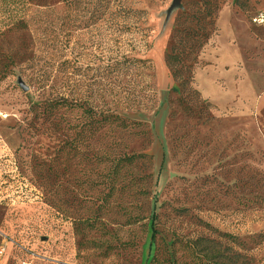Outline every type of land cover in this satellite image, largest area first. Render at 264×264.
Returning <instances> with one entry per match:
<instances>
[{"label": "rangeland", "instance_id": "1", "mask_svg": "<svg viewBox=\"0 0 264 264\" xmlns=\"http://www.w3.org/2000/svg\"><path fill=\"white\" fill-rule=\"evenodd\" d=\"M70 1H49L48 86L0 79V264H264V0L184 3L164 103L152 62L106 68L147 55L150 11L170 0H107L98 24L65 37ZM112 112L140 126L101 121ZM123 154L147 157L124 167Z\"/></svg>", "mask_w": 264, "mask_h": 264}, {"label": "trees", "instance_id": "2", "mask_svg": "<svg viewBox=\"0 0 264 264\" xmlns=\"http://www.w3.org/2000/svg\"><path fill=\"white\" fill-rule=\"evenodd\" d=\"M50 0H0V79L10 74L33 72L39 74L41 78L40 86L47 87L52 78L53 56L57 52L59 18L56 10L49 3ZM74 6L75 15L66 17L65 22L61 23L60 29L65 37L69 36V28L75 26L77 30H84L98 24L105 15L107 0H71ZM72 23L70 24V21ZM148 62L138 58H127L121 62H116L107 66L106 71L111 73L117 70L119 73H129L132 69L137 72L148 70ZM167 63V62H166ZM44 80V82H43ZM64 105L73 107V103L63 101ZM145 106L140 101L133 100L132 105ZM57 101L45 104L44 112L51 114ZM82 107V106H81ZM130 108L129 106L125 109ZM145 108V107H144ZM85 112L95 115V107L90 105ZM109 112V111H107ZM124 112V111H122ZM112 112L103 117L102 120H118L123 128L129 126L139 127L140 122L130 119L128 116L122 118ZM99 120H93L91 126H95ZM90 126V127H91ZM94 127L89 128V136H93ZM86 133L79 132V136L84 138ZM146 155H126L119 158L118 163L131 166L139 159H145ZM47 166L45 162L43 167ZM48 170L52 171V164ZM47 178V177H46Z\"/></svg>", "mask_w": 264, "mask_h": 264}, {"label": "water", "instance_id": "3", "mask_svg": "<svg viewBox=\"0 0 264 264\" xmlns=\"http://www.w3.org/2000/svg\"><path fill=\"white\" fill-rule=\"evenodd\" d=\"M193 1L195 0H170L165 8L150 11L154 19L151 26L155 28V35L150 42V51L139 59L155 65L159 75V88L163 103L168 100V95L174 85L173 76L165 59L168 52L167 46L170 44L169 38L175 29L174 20L179 12L186 11L184 3Z\"/></svg>", "mask_w": 264, "mask_h": 264}, {"label": "built area", "instance_id": "4", "mask_svg": "<svg viewBox=\"0 0 264 264\" xmlns=\"http://www.w3.org/2000/svg\"><path fill=\"white\" fill-rule=\"evenodd\" d=\"M253 22L256 23L257 25H262L264 24V12H259L254 18Z\"/></svg>", "mask_w": 264, "mask_h": 264}]
</instances>
